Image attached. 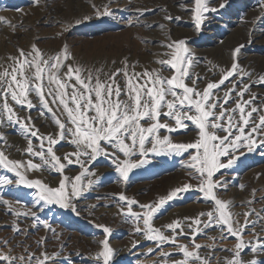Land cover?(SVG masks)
<instances>
[{
	"label": "rangeland",
	"instance_id": "374dc122",
	"mask_svg": "<svg viewBox=\"0 0 264 264\" xmlns=\"http://www.w3.org/2000/svg\"><path fill=\"white\" fill-rule=\"evenodd\" d=\"M192 54L220 72L193 83ZM0 83L14 126L0 134L20 147H0V264H193L204 249L206 264H264V0H0ZM246 114L255 135L224 151ZM87 159L99 163L81 172ZM37 202L44 225L26 227ZM208 217L218 227L201 231Z\"/></svg>",
	"mask_w": 264,
	"mask_h": 264
},
{
	"label": "bare ground",
	"instance_id": "6f19581e",
	"mask_svg": "<svg viewBox=\"0 0 264 264\" xmlns=\"http://www.w3.org/2000/svg\"><path fill=\"white\" fill-rule=\"evenodd\" d=\"M172 6V5H171ZM170 6V7H171ZM174 6V5H173ZM174 9H176V7H173ZM212 17V15L211 14H206V16H205V20H204V22L200 25L201 27L199 28V26H198V31L199 32H203L202 30L203 29H205V30H208L209 31V29H208V27L210 26V18ZM17 21V20H16ZM176 21V20H175ZM24 22V21H23ZM22 22V23H23ZM15 23V22H14ZM22 23H20V21L18 22V27H20L21 26V24ZM24 24V23H23ZM15 25H17V23L16 24H14L13 26H11V27H14L15 28ZM24 26V25H23ZM22 26V27H23ZM213 27V26H212ZM17 28V27H16ZM249 28V27H248ZM12 30H14V29H12ZM248 30V29H247ZM17 32H18V30H16ZM212 32V31H211ZM204 33H205V31H204ZM208 34V33H207ZM209 34H211L210 32H209ZM248 34H249V38L251 37V41H254V39H255V36H256V34H255V36H253V35H251L252 34V29H250L249 28V30H248ZM253 37V38H252ZM13 38H16V35H13ZM248 43V42H247ZM247 48V47H246ZM248 50V49H247ZM241 53H243V54H245V52L244 51H242ZM243 54H242V56H243ZM189 62H190V66H191V70L189 71V75H188V77L190 76V78H191V80L193 81V83H196L197 85L198 84H200L201 82H203V81H205V80H207V79H209V78H211V77H213V76H215V75H217L218 74V72H220V70H219V68H218V65H215L213 62H211V63H209L210 61H208V60H205V61H202L199 57H197L195 54H192L190 57H189ZM188 62V63H189ZM235 65V64H234ZM240 66V65H239ZM236 67V66H235ZM237 68V67H236ZM238 70V69H237ZM236 70H232V71H229V72H231V74H228L227 76H226V78H230L231 76L230 75H232L233 73H236L235 72ZM251 73H253V72H251ZM256 74H254V76H255ZM118 78V77H117ZM225 77L222 79V82L220 83V84H218V83H210V84H208L210 87H209V89H208V96H209V98H210V100H211V104H210V106L209 107H211L212 109H213V107L216 105V104H218V102H217V99H215L214 98V95L215 94H217V93H220L221 95H223V97H224V99H226L229 95H227L226 93L227 92H225L224 93V91L223 90H221L222 89V87H223V84H224V81H225V79H226ZM255 78V77H254ZM1 84V83H0ZM0 87H2V86H0ZM221 90V91H220ZM218 91H220V92H218ZM0 94H1V90H0ZM124 102V101H123ZM250 105V104H249ZM21 106V105H20ZM143 107V106H142ZM0 114H1V112H0ZM247 116L246 117H243V116H241V117H243V118H241V121L239 122V123H234V125H233V127H232V130L233 131H231V132H229V133H226L225 134V136H223V138H222V140H223V142L225 143V149H224V151H230L231 149L233 150L234 148V146H236V145H240L241 143H243V144H246V142L248 141V140H250L252 137H251V135H255V132H253L251 129V131L249 132V133H251V134H245L244 133V131L243 130H245V129H243L246 125L248 126V124L250 123V115H248V114H246ZM226 118V117H225ZM29 121H28V123L29 124H27V125H25V127H26V130L25 131H23V134L24 135H26V136H32L33 138L34 137H36L37 136V128H39L38 126V124L39 123H37L35 120H34V116L33 115H31V116H29V118H27ZM240 119V118H239ZM27 123V122H26ZM252 124V123H251ZM238 125H240V127H238L237 129H233V128H235V126H238ZM225 126V125H224ZM231 127V126H230ZM0 129H1V133L2 134H4V133H6L7 131L6 130H12V129H14V126L11 124V121L10 120H8V119H6V118H1L0 117ZM220 131V130H219ZM0 136H1V134H0ZM0 138H2L3 139V141H5V143L4 144H2L0 147L2 148V152L4 153V154H6V153H8V152H11V153H17V152H19L20 151V147L19 148H17V146L14 144V142H10V138L7 136V137H4V135L3 136H1ZM50 138V137H49ZM6 139V140H5ZM253 141V140H252ZM49 141L47 140L46 141V143H48ZM58 142L59 141H57L56 142V140L55 141H53V142H50V144H51V146H58ZM50 147H46V146H43V147H41V149H40V151H42V153H35V156L36 157H40V158H42V155L43 156H45L46 158H48L49 156H50V150H48ZM51 151H52V148H51ZM57 151V150H56ZM35 152H38V151H36L35 150ZM54 152V151H53ZM11 153H9V154H11ZM28 157V156H27ZM35 157V158H36ZM43 159V158H42ZM88 160V163L85 165V166H81V168H82V171L81 172H86L87 170L86 169H88V168H90V167H92V166H96V165H98V161L96 160V159H87ZM37 161H42V160H37ZM42 163V167L45 169V171H47V172H54L55 174H65V173H67V172H70L71 170H69V169H71L72 167H73V165H70V166H68L66 169H68L69 171H67V172H61V171H56V170H54V166L52 165L53 163H48L47 162V164L45 163V164H43V161L41 162ZM83 163H85V159L84 160H81V163H80V165L81 164H83ZM79 165V166H80ZM37 166H40V165H38L37 164ZM72 166V167H71ZM80 168V169H81ZM4 170V169H3ZM11 176V174H9V173H7V171L5 172V171H0V208H1V205L3 204V202L6 200V198H4L3 196L6 194L5 192H6V190H3V189H1L2 188V185L4 184V182H3V180L2 179H4L5 178V176ZM9 176V177H10ZM80 178V177H79ZM9 179V178H8ZM81 180V179H80ZM83 180V179H82ZM84 181V180H83ZM8 182V181H7ZM6 182V183H7ZM92 184V183H91ZM91 184L89 185V187L91 186ZM97 186H98V184L97 183H94L93 185H92V187L88 190V191H86L85 190V193L84 194H81L80 195V197H78L77 199H76V201L75 202H77V203H75L74 204V207H75V205H78L79 207H81V206H85V204L86 203H88V197L92 194V193H90L91 191H93V192H95V190H97ZM4 188V187H3ZM88 188V187H87ZM86 188V189H87ZM35 194V193H34ZM93 195V194H92ZM77 196V195H76ZM79 196V195H78ZM32 205H30V207L27 209V210H24L25 212H23V215L25 216V217H27L26 219H32V222H29V221H25V226L26 227H32V228H36V227H38L39 225H44L43 223L41 224V221H43V220H40V219H42L43 217H45L46 215H47V211H48V209H47V211H46V207L44 206V205H40V203L39 202H37V203H31ZM92 204L93 203H91V206H92ZM50 208V207H49ZM2 210H5V209H2ZM57 208H54V210H52V214L53 215H56L57 214ZM91 211V208H90V210H88L87 212H90ZM7 214L8 213H3V212H0V218H4V217H6L7 216ZM199 215V214H198ZM78 216V215H77ZM76 216V217H77ZM208 216H209V214H208ZM217 216V215H216ZM195 217V216H194ZM7 218V217H6ZM5 218V219H6ZM52 218L53 217H51L50 219V222L52 221ZM78 218V217H77ZM81 218V217H80ZM198 218V217H197ZM209 219L208 220H205V219H203V220H201V222H200V224H202L201 226H200V230L201 231H206V230H209V229H211L213 226H216V227H218V222H217V219H215V220H212L211 219V217H208ZM4 219V220H5ZM81 220H83V219H81ZM6 221V220H5ZM50 222H48L49 224H50ZM181 223H183V220L181 219V221H180ZM185 222V221H184ZM199 222V221H198ZM261 222H263L264 223V218H261V215L257 218V219H255L254 220V223L257 225V226H259V223H261ZM6 224V223H5ZM17 224V223H16ZM2 225H4V223H1L0 222V226H2ZM181 225V224H180ZM47 226V225H46ZM261 228H264V225H261L260 226ZM51 228H53L52 226H51ZM13 231V230H12ZM172 231V234L173 235H179V236H182L183 235V233L182 234H179V233H177V232H175V230L173 229V230H171ZM11 232V231H10ZM10 235H14V233L12 232V233H10ZM171 235V234H170ZM256 245H259V243H255ZM214 250H211V249H204V250H200L198 253H197V256L196 257H194L193 259H192V263L193 264H195V263H198L199 261H202L203 262V264H206V262H208V259L212 256V255H214ZM218 264H252V262H249V261H247V260H245L243 257H241L239 254H234V255H232V256H225L224 254H223V257L221 258V256H220V259H219V263Z\"/></svg>",
	"mask_w": 264,
	"mask_h": 264
}]
</instances>
